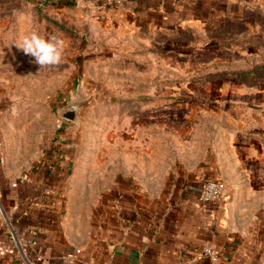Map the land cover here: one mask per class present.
Segmentation results:
<instances>
[{"label":"rangeland","instance_id":"obj_1","mask_svg":"<svg viewBox=\"0 0 264 264\" xmlns=\"http://www.w3.org/2000/svg\"><path fill=\"white\" fill-rule=\"evenodd\" d=\"M51 1L0 0V147L13 176L68 154L71 185L52 200L74 233L97 238L146 198L222 180L225 213L264 236V0H193L155 20L113 0ZM32 32L64 40L59 64L15 45ZM76 93L72 123L60 112Z\"/></svg>","mask_w":264,"mask_h":264},{"label":"crops","instance_id":"obj_2","mask_svg":"<svg viewBox=\"0 0 264 264\" xmlns=\"http://www.w3.org/2000/svg\"><path fill=\"white\" fill-rule=\"evenodd\" d=\"M192 1L113 0V5L155 20ZM71 160L68 154L54 153L41 166L18 171L15 177L5 158L0 163V240L13 248L0 264H264V236L245 234L225 213V200L204 204L194 190L174 199L146 198L138 216L117 220L98 238L74 233L52 200L59 189L71 185ZM19 176L25 180L14 189ZM205 247L219 254L217 263L203 254ZM70 254L73 260L67 259Z\"/></svg>","mask_w":264,"mask_h":264},{"label":"clouds","instance_id":"obj_3","mask_svg":"<svg viewBox=\"0 0 264 264\" xmlns=\"http://www.w3.org/2000/svg\"><path fill=\"white\" fill-rule=\"evenodd\" d=\"M15 45L26 55L33 57L34 62L42 68L44 66L57 65L61 62L65 42L55 35L44 37L32 32L22 37L20 42Z\"/></svg>","mask_w":264,"mask_h":264},{"label":"built area","instance_id":"obj_4","mask_svg":"<svg viewBox=\"0 0 264 264\" xmlns=\"http://www.w3.org/2000/svg\"><path fill=\"white\" fill-rule=\"evenodd\" d=\"M4 162L2 157L0 163ZM24 177L19 176L16 178L15 182L12 183V188H17L20 184L24 182ZM227 185L222 180L211 179L207 180L199 190L200 201L204 204L220 203L224 200L226 195ZM3 207L0 202V224L2 221ZM77 254L81 253L77 250ZM13 254V248L7 242L0 240V258ZM203 254L211 259L213 263H217L220 259L219 254L211 247H205ZM75 258L74 254L67 256V259L73 260Z\"/></svg>","mask_w":264,"mask_h":264},{"label":"water","instance_id":"obj_5","mask_svg":"<svg viewBox=\"0 0 264 264\" xmlns=\"http://www.w3.org/2000/svg\"><path fill=\"white\" fill-rule=\"evenodd\" d=\"M84 96L80 93H76V99L68 103L60 112L61 119L76 123L80 117V111L83 106Z\"/></svg>","mask_w":264,"mask_h":264},{"label":"trees","instance_id":"obj_6","mask_svg":"<svg viewBox=\"0 0 264 264\" xmlns=\"http://www.w3.org/2000/svg\"><path fill=\"white\" fill-rule=\"evenodd\" d=\"M50 3L53 5H73L74 4V2L69 1V0H57V1L53 0ZM257 69H255V70H257ZM240 75H245V72L241 73Z\"/></svg>","mask_w":264,"mask_h":264}]
</instances>
